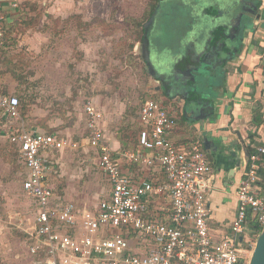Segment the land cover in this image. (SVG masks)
Instances as JSON below:
<instances>
[{"label":"crops","instance_id":"1","mask_svg":"<svg viewBox=\"0 0 264 264\" xmlns=\"http://www.w3.org/2000/svg\"><path fill=\"white\" fill-rule=\"evenodd\" d=\"M60 1L62 0H0V15L3 17L5 33L0 46V93L17 95L21 100V119L14 122L0 121V139L4 138L19 155V146L11 142L10 132L22 127L57 134L76 143L77 147L69 143L64 148L46 152L48 182L53 189L52 206L72 202L83 211L96 207L98 201L109 198L112 190L109 176L99 166L98 149L87 138L89 117L85 112V105L92 102L104 113L102 128L113 151V158L120 163L123 172L134 179H146L160 185L165 184L167 178L159 164L147 166L142 162H132L124 156L127 152L142 149L139 134L144 124L139 111L135 115L133 105H142L147 99L155 98L177 119V126L167 134L168 138L178 146L188 145L195 140L203 142L214 175L213 187L208 195V224L216 237L226 234L236 217V191L244 177L247 156L264 140V3L260 7L263 10L261 18L253 20L254 25H258L257 29H252L255 34L248 33L245 25L239 22L236 25L235 22H230L228 36L233 41L230 45L224 36L216 41L214 34L218 27L204 30L201 21L194 23L186 34L174 32L179 41L182 36L185 39L179 50L172 49V46L166 47L174 50L169 54L173 69L170 73L177 79L180 89L170 94L171 85L164 82L166 78L162 80L160 75L154 77L150 74L149 67H156L162 56L152 49L154 43L149 38L151 40L149 43L145 42L146 55L143 56L148 81L144 85V93L141 91L142 96L137 91L129 96L127 91L111 96L98 94L83 102L84 107L79 100L80 103L75 105L78 116L76 125L60 128L62 122L57 120L49 126L54 127L55 131H46L37 122L23 116L21 89L12 86V82L19 80L23 74L3 68V65L13 63L17 68L24 64H46L49 67L48 78L59 80L60 75L55 68L59 63L56 47L67 32L76 31L75 26L68 23L69 16L64 18L61 25L58 24L56 10ZM235 16H231V19L235 20ZM13 52L15 55L11 57L8 53ZM39 75L37 79L42 78ZM63 91L66 94L72 93L70 88ZM79 93L84 92L79 90ZM34 113L37 112L32 109V117ZM21 161L27 169L26 179L28 167L22 158ZM22 190L31 200L33 210V220L23 221L29 235L36 227L35 218L39 205L36 199L24 191L23 183ZM147 203L148 217L169 221V194L150 195ZM30 242L32 238L29 235ZM29 243L24 255L30 261L32 256L28 250Z\"/></svg>","mask_w":264,"mask_h":264},{"label":"built area","instance_id":"2","mask_svg":"<svg viewBox=\"0 0 264 264\" xmlns=\"http://www.w3.org/2000/svg\"><path fill=\"white\" fill-rule=\"evenodd\" d=\"M4 37L0 15V46ZM20 105L19 96L0 93V121L20 120ZM85 112L89 142L98 149L99 166L109 176L112 190L109 198L83 211L72 202L52 206L48 182L46 152L77 144L24 127L10 132L28 167L23 189L39 205L36 227L29 233L32 260L28 264H250L264 227V140L247 156L236 191V217L230 230L218 238L208 224L212 163L201 140L178 146L167 137L177 119L162 102L149 98L140 105L142 149L124 154L132 162L159 164L167 178L160 185L125 174L102 128L104 113L92 102L85 105ZM163 193L171 197L167 222L147 216L148 197Z\"/></svg>","mask_w":264,"mask_h":264},{"label":"rangeland","instance_id":"3","mask_svg":"<svg viewBox=\"0 0 264 264\" xmlns=\"http://www.w3.org/2000/svg\"><path fill=\"white\" fill-rule=\"evenodd\" d=\"M160 1H60L56 10L58 24L61 25L64 18L69 16L68 23L74 25L76 31L67 32L56 47L59 63L55 68L60 75L59 80L48 78L49 67L46 64H24L17 68L13 63L3 65V68L23 74L19 80L12 82L13 87L21 89L23 116L37 122L46 131H55L54 127L49 126L57 120L62 122L60 128L77 124L75 105L80 103L79 100L84 107L83 102L98 94L111 96L127 91L129 96L137 91L142 96L148 72L143 61L145 50L141 46L150 29L154 43L152 49L164 59L170 51L179 50L185 43L184 36L179 41L174 32L186 34L194 23L201 21L204 30L223 27L222 33L228 35L233 20L231 16L236 15V25L238 12L240 14L244 9L242 0H163L155 13ZM245 20V24H249L248 33L255 34L250 28L252 21ZM222 33L218 34L220 39L226 37ZM226 40L228 45L233 43L232 39ZM168 46L174 50L166 48ZM8 54L11 57L15 55L14 52ZM38 74L42 76L41 79H37ZM65 88H70L72 93H63ZM79 90L84 93H79ZM139 104L133 105L135 115L139 111ZM32 109L37 112L34 117L31 116ZM26 175L27 169L17 150L1 138L0 264L29 262L27 255H24L29 243L24 222L33 220V210L31 200L22 190Z\"/></svg>","mask_w":264,"mask_h":264},{"label":"water","instance_id":"4","mask_svg":"<svg viewBox=\"0 0 264 264\" xmlns=\"http://www.w3.org/2000/svg\"><path fill=\"white\" fill-rule=\"evenodd\" d=\"M260 1L262 2V4L264 3V0H260ZM242 3L244 5L243 6L244 9L242 8V12H240V15L238 16L237 19H238L239 24L245 25L244 28L249 30V28H248L249 24L248 25L245 24L246 23L245 19L247 18V20L249 19V21L253 22V20H256L257 18H261L260 13L263 10L260 7H258L256 4H254V2L252 0H242ZM256 8H257V11H255ZM235 20H236V18H235ZM232 22H234V20H232ZM252 22H251L250 28L251 29H257L258 25H254V23L252 24ZM222 35L225 36L224 33ZM141 47H144V50H145L144 52L146 55L145 42L142 44ZM171 61H172V57H171V55H168L166 58L161 59L160 63H158L156 65V67L155 66L149 67L150 68V74L152 76L157 77L160 75L162 80H164L166 78V80L164 82L171 85L170 94L173 93L176 89H178V88L180 89V87H178V82L176 81L177 79H174L175 77H172L173 74L170 73L171 71H173V69L171 67ZM166 72L168 75L169 74H171V75L166 76ZM250 264H264V227L257 236L256 244H255L253 254H252V257L250 260Z\"/></svg>","mask_w":264,"mask_h":264},{"label":"trees","instance_id":"5","mask_svg":"<svg viewBox=\"0 0 264 264\" xmlns=\"http://www.w3.org/2000/svg\"><path fill=\"white\" fill-rule=\"evenodd\" d=\"M253 2H254V4H256L258 7H261L262 6V2L260 1V0H252ZM255 11H257V8H256V10ZM154 14V13H153ZM223 27H220V28H218L217 30H216V41H218L219 39H220V37H219V35L223 32ZM218 31V32H217ZM219 34V35H218ZM223 34V33H222ZM225 36H226V38H229V36L228 35H226L225 34ZM226 38H225V40H226ZM226 48L227 49H229V46L226 44Z\"/></svg>","mask_w":264,"mask_h":264},{"label":"flooded vegetation","instance_id":"6","mask_svg":"<svg viewBox=\"0 0 264 264\" xmlns=\"http://www.w3.org/2000/svg\"><path fill=\"white\" fill-rule=\"evenodd\" d=\"M163 0H161L160 1V3L157 5V8H156V11H155V13L158 11V9H159V6H160V4H161V2H162ZM149 38H152V32H151V29L146 33V35H145V42H150V40L151 39H149ZM147 44V43H146ZM144 55H145V52H144ZM249 235L250 236H252V237H254L255 236V233L253 232V231H249Z\"/></svg>","mask_w":264,"mask_h":264}]
</instances>
